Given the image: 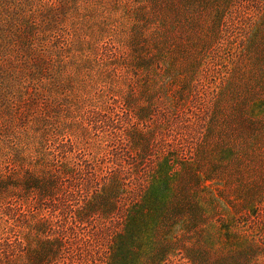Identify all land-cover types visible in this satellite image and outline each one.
I'll list each match as a JSON object with an SVG mask.
<instances>
[{
	"label": "rangeland",
	"instance_id": "rangeland-1",
	"mask_svg": "<svg viewBox=\"0 0 264 264\" xmlns=\"http://www.w3.org/2000/svg\"><path fill=\"white\" fill-rule=\"evenodd\" d=\"M0 264H264V0H0Z\"/></svg>",
	"mask_w": 264,
	"mask_h": 264
}]
</instances>
